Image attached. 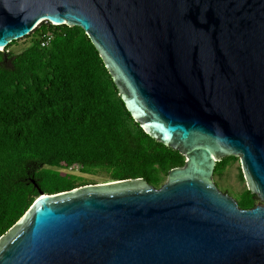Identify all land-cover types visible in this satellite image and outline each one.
<instances>
[{"label": "water", "instance_id": "95a60500", "mask_svg": "<svg viewBox=\"0 0 264 264\" xmlns=\"http://www.w3.org/2000/svg\"><path fill=\"white\" fill-rule=\"evenodd\" d=\"M43 22L81 28L134 122L184 162L159 187L39 190L0 264H264V0H0L4 58ZM226 156L259 204L218 189Z\"/></svg>", "mask_w": 264, "mask_h": 264}, {"label": "trees", "instance_id": "16d2710c", "mask_svg": "<svg viewBox=\"0 0 264 264\" xmlns=\"http://www.w3.org/2000/svg\"><path fill=\"white\" fill-rule=\"evenodd\" d=\"M53 37L46 46L40 40ZM27 47L0 52V236L29 208L39 190L56 193L88 184L59 169L107 179L142 178L159 187L184 156L150 138L134 122L83 30L39 24ZM237 158L215 163L220 176ZM240 178L243 179L240 171ZM227 193V192H226ZM259 202L246 187L237 204Z\"/></svg>", "mask_w": 264, "mask_h": 264}, {"label": "rangeland", "instance_id": "374dc122", "mask_svg": "<svg viewBox=\"0 0 264 264\" xmlns=\"http://www.w3.org/2000/svg\"><path fill=\"white\" fill-rule=\"evenodd\" d=\"M30 38H21L15 41L8 50L12 53H17L27 47L30 43ZM237 158V157H236ZM63 173H71L77 176H81L88 184H95L106 182L108 178L103 173L97 175H88L78 172L77 168L59 169ZM240 164L239 159L232 161L228 166H226L220 176H213V181L215 182L218 189L223 192H227L236 201L239 199L240 192L246 187L244 179L240 178ZM165 181V180H164ZM260 202V201H259ZM259 202L257 204H259Z\"/></svg>", "mask_w": 264, "mask_h": 264}, {"label": "built area", "instance_id": "2783aa9c", "mask_svg": "<svg viewBox=\"0 0 264 264\" xmlns=\"http://www.w3.org/2000/svg\"><path fill=\"white\" fill-rule=\"evenodd\" d=\"M53 35L52 33H46L40 40V45L41 46H46L49 44L50 40L52 39Z\"/></svg>", "mask_w": 264, "mask_h": 264}]
</instances>
